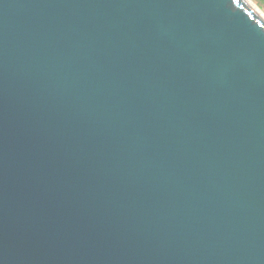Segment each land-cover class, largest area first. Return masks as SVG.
<instances>
[{
	"label": "water",
	"instance_id": "1",
	"mask_svg": "<svg viewBox=\"0 0 264 264\" xmlns=\"http://www.w3.org/2000/svg\"><path fill=\"white\" fill-rule=\"evenodd\" d=\"M0 264H264L263 17L0 0Z\"/></svg>",
	"mask_w": 264,
	"mask_h": 264
},
{
	"label": "rangeland",
	"instance_id": "2",
	"mask_svg": "<svg viewBox=\"0 0 264 264\" xmlns=\"http://www.w3.org/2000/svg\"><path fill=\"white\" fill-rule=\"evenodd\" d=\"M264 14V0H251Z\"/></svg>",
	"mask_w": 264,
	"mask_h": 264
},
{
	"label": "bare ground",
	"instance_id": "3",
	"mask_svg": "<svg viewBox=\"0 0 264 264\" xmlns=\"http://www.w3.org/2000/svg\"><path fill=\"white\" fill-rule=\"evenodd\" d=\"M245 1H247L249 4H250V6L254 9V10H256L262 17H263V19H264V14H263V12L251 1V0H245Z\"/></svg>",
	"mask_w": 264,
	"mask_h": 264
}]
</instances>
